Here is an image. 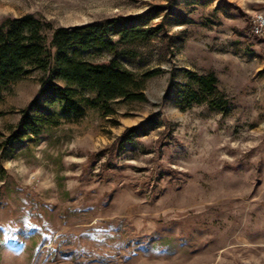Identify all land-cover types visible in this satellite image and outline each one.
<instances>
[{
  "label": "rangeland",
  "instance_id": "374dc122",
  "mask_svg": "<svg viewBox=\"0 0 264 264\" xmlns=\"http://www.w3.org/2000/svg\"><path fill=\"white\" fill-rule=\"evenodd\" d=\"M150 12L158 38L119 48L136 56L83 55L139 78L159 70L144 101L63 116L40 70L3 90L0 264H264V35L249 32L264 0H0V24ZM188 72L216 76L205 103H188L185 90L199 89ZM220 100L224 111L211 108ZM24 111L47 125L18 142ZM150 119L161 124L122 145Z\"/></svg>",
  "mask_w": 264,
  "mask_h": 264
},
{
  "label": "trees",
  "instance_id": "16d2710c",
  "mask_svg": "<svg viewBox=\"0 0 264 264\" xmlns=\"http://www.w3.org/2000/svg\"><path fill=\"white\" fill-rule=\"evenodd\" d=\"M158 17V13L150 12L117 16L74 27H57L33 15L3 20L0 24V99L3 90L10 84L40 70L48 75L41 82V94L51 95L63 116L80 118L85 114L86 107L108 110L109 102L116 99L144 101L145 79L157 75L159 70L139 78L117 58L107 63H93L83 55L108 52L136 56L133 50L124 48L119 51L120 46L149 44L156 40L162 25L154 28L149 23ZM249 32L253 35L252 27ZM169 49L170 44L163 43L162 54ZM188 75L199 88L198 91L191 88L185 90L188 103H205L206 96L216 91V76H202L194 72H188ZM56 79L67 83V86H60ZM82 92L94 96L81 95ZM210 105L215 110L224 111L228 102L220 100ZM160 124V121L150 119L140 126L127 129L122 137V145L133 144L135 138L148 133V126ZM45 125L47 121L44 118L34 119L24 111V138L20 135L15 138L23 142L27 137L38 136Z\"/></svg>",
  "mask_w": 264,
  "mask_h": 264
},
{
  "label": "built area",
  "instance_id": "2783aa9c",
  "mask_svg": "<svg viewBox=\"0 0 264 264\" xmlns=\"http://www.w3.org/2000/svg\"><path fill=\"white\" fill-rule=\"evenodd\" d=\"M252 31L254 35H264V12L255 14L252 21Z\"/></svg>",
  "mask_w": 264,
  "mask_h": 264
}]
</instances>
